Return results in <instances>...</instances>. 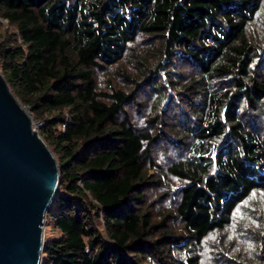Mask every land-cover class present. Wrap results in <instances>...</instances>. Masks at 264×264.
Here are the masks:
<instances>
[{"label": "trees", "instance_id": "1", "mask_svg": "<svg viewBox=\"0 0 264 264\" xmlns=\"http://www.w3.org/2000/svg\"><path fill=\"white\" fill-rule=\"evenodd\" d=\"M0 19V73L58 161L41 264H264V0Z\"/></svg>", "mask_w": 264, "mask_h": 264}, {"label": "water", "instance_id": "2", "mask_svg": "<svg viewBox=\"0 0 264 264\" xmlns=\"http://www.w3.org/2000/svg\"><path fill=\"white\" fill-rule=\"evenodd\" d=\"M0 73V264H41L58 162Z\"/></svg>", "mask_w": 264, "mask_h": 264}, {"label": "rangeland", "instance_id": "3", "mask_svg": "<svg viewBox=\"0 0 264 264\" xmlns=\"http://www.w3.org/2000/svg\"><path fill=\"white\" fill-rule=\"evenodd\" d=\"M8 28V25H7V23H6V21L5 20H2V19H0V36H3L4 34H5V30ZM124 66V65H123ZM126 74H131V73H129V72H126ZM121 80V79H120ZM12 92V91H11ZM14 95V94H13ZM32 116V115H31ZM133 117H134V114H133ZM32 119H33V117H32ZM34 120V119H33ZM41 126V124H39V123H37V122H35V120L33 121V127H34V129L36 130V131H38L39 130V127ZM41 137V136H40ZM47 145V144H46ZM51 150V149H50ZM53 153V152H52ZM54 155V154H53ZM55 156V155H54ZM55 158H56V156H55ZM56 160H57V158H56ZM58 162V161H57ZM58 192H60V189H59V187L57 188V191H56V193H58ZM53 209L54 208V205H52V206H49V209ZM43 229H44V243H46L51 237H52V232L50 231V229H49V225H48V223H47V221H46V219H45V223H44V225H43ZM42 259H43V257H42ZM42 263V262H41Z\"/></svg>", "mask_w": 264, "mask_h": 264}]
</instances>
